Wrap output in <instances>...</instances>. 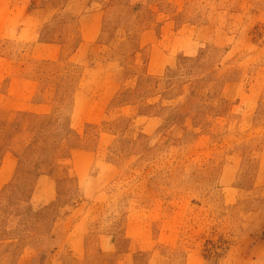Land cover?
Wrapping results in <instances>:
<instances>
[{"label": "rangeland", "instance_id": "rangeland-1", "mask_svg": "<svg viewBox=\"0 0 264 264\" xmlns=\"http://www.w3.org/2000/svg\"><path fill=\"white\" fill-rule=\"evenodd\" d=\"M0 264H264V0H0Z\"/></svg>", "mask_w": 264, "mask_h": 264}]
</instances>
